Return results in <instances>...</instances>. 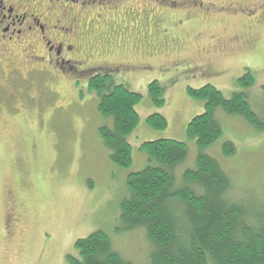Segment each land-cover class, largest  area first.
Instances as JSON below:
<instances>
[{
    "label": "rangeland",
    "instance_id": "rangeland-1",
    "mask_svg": "<svg viewBox=\"0 0 264 264\" xmlns=\"http://www.w3.org/2000/svg\"><path fill=\"white\" fill-rule=\"evenodd\" d=\"M200 1L209 7L206 12L204 6L197 10L190 3H184L183 10L191 11L193 26L205 30L204 34L178 35L173 28L179 38L172 39L170 50L154 39L141 55L150 69H119L127 74H111L116 84L141 95L135 105L139 120L127 138L132 154L128 167L110 161L98 128L111 122L97 111L98 99L84 82L72 91L66 80L58 81L52 86L55 101L44 100L42 108L29 104V97L10 96L18 109L17 116L10 109L4 112V121L0 117V264H67L65 255L77 254L74 241L97 230L106 233L113 248L131 264H148L145 233L142 228L128 229L119 205L127 196L128 173L153 164L140 149L144 141L174 139L186 144L187 155L175 167V179L194 167L198 150L185 128L203 112L204 102L189 96L186 89L212 84L224 97L241 92L264 123V0H236L237 9L230 4L232 8L222 16L215 15L216 8L231 0ZM88 70L116 72L107 67ZM245 72L253 78L251 85L238 80ZM154 80L162 88L160 106L148 91ZM24 84L17 88L24 90ZM38 91L26 90L31 97L41 96ZM152 113L163 115L167 126H148L146 118ZM215 117L222 134L202 152L216 158L236 185L229 192L232 197L243 198L246 191L245 199L264 202V128L257 129L242 116L220 108ZM227 141L235 145V152L225 156L222 146ZM12 200L23 216L21 223L3 219Z\"/></svg>",
    "mask_w": 264,
    "mask_h": 264
},
{
    "label": "trees",
    "instance_id": "trees-1",
    "mask_svg": "<svg viewBox=\"0 0 264 264\" xmlns=\"http://www.w3.org/2000/svg\"><path fill=\"white\" fill-rule=\"evenodd\" d=\"M238 80L242 85L253 82L249 72ZM86 88L98 99L97 111L111 122L98 128L110 161L128 167L132 154L127 138L139 120L135 105L141 95L105 74L91 76ZM148 91L156 105L164 103L157 81L149 83ZM186 93L204 102L203 112L185 128L198 150L194 167L185 169L180 181L175 179L174 169L187 155L186 144L174 139L144 141L140 149L153 164L126 176L127 196L120 202V216L128 229H143L148 264H264V202L245 199L246 191L243 198L232 197L229 192L236 185L216 158L202 152L222 134L217 108L242 116L260 130L264 123L241 92L224 97L212 84H204L188 87ZM146 122L155 129L167 126L159 113L148 115ZM234 152L232 142L223 144V155ZM73 246L77 254H66L67 264H131L101 230L77 238Z\"/></svg>",
    "mask_w": 264,
    "mask_h": 264
},
{
    "label": "flooded vegetation",
    "instance_id": "flooded-vegetation-1",
    "mask_svg": "<svg viewBox=\"0 0 264 264\" xmlns=\"http://www.w3.org/2000/svg\"><path fill=\"white\" fill-rule=\"evenodd\" d=\"M152 1L155 7L147 5ZM184 3L197 10L204 6L205 12L209 9L200 0H0V117L4 121L3 114L10 109L17 116L18 108L10 103V96L20 100L21 94L29 97V104L42 108L44 100L55 101L52 86L62 80L73 91L75 84L84 82L87 87L95 74L109 75L113 80L111 74H127L119 69H150L141 55L152 47L154 39L170 50L168 45L178 35L196 38L205 33L195 29L191 11L183 10ZM230 4L237 9L240 3L231 0L216 8L215 15L222 16L232 8ZM124 58L137 62H124ZM90 61L92 65H88ZM105 67L116 72L88 70ZM18 84L27 86L23 90ZM32 87L41 96L35 93L31 97L26 92ZM12 203L4 221L23 222L20 210Z\"/></svg>",
    "mask_w": 264,
    "mask_h": 264
}]
</instances>
